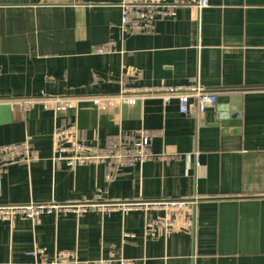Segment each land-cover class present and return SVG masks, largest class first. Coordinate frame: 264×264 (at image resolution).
<instances>
[{
    "label": "crops",
    "instance_id": "obj_1",
    "mask_svg": "<svg viewBox=\"0 0 264 264\" xmlns=\"http://www.w3.org/2000/svg\"><path fill=\"white\" fill-rule=\"evenodd\" d=\"M121 2L0 0V146L29 140L35 153L0 166V205L190 203L183 215L143 206L0 220V264L63 252L73 255L60 264H264V0L180 5L147 32L123 29ZM189 84L228 101L200 112L192 98L182 114L178 98L161 93L135 105L86 100ZM57 96L84 101L56 112ZM234 103L240 117L214 125L218 108L231 113ZM58 127L100 149L121 130L145 128L155 157L118 173L105 163L70 169L53 160ZM166 217L178 227L147 232V220Z\"/></svg>",
    "mask_w": 264,
    "mask_h": 264
},
{
    "label": "built area",
    "instance_id": "obj_2",
    "mask_svg": "<svg viewBox=\"0 0 264 264\" xmlns=\"http://www.w3.org/2000/svg\"><path fill=\"white\" fill-rule=\"evenodd\" d=\"M46 1L50 3H64L67 0ZM121 4L123 6V29L127 32H147L155 29L157 19L174 17L176 15V7L180 5H194L200 9L208 6L209 0H122ZM98 51L105 52V49L100 48ZM148 93H161L166 102L169 101L171 97L176 96L179 101V111L182 114H190L192 109V98L196 99L197 109L200 112H204L207 107L214 105L217 101L216 94L208 93L203 86L195 84L184 86L159 85L156 87L126 86L123 87L121 92L114 98L94 96L86 100H90L94 105L98 106H104L106 101L111 104L113 101L115 102L117 100L129 105H135L142 96ZM52 101L55 102V111L60 112L68 107H76V103H81L84 99L57 96L54 97ZM33 102L34 100L31 99L25 101V104L28 105ZM72 130L71 127H58L54 132L53 160L56 163L64 162L70 169H75L79 164L88 162L105 163L112 169H115L114 172L118 173L122 169L135 167L155 157L151 151L153 134L150 130L145 128L131 132H124L121 130L116 139L112 141L106 149L91 146L78 138H70ZM34 158V149L29 140L0 146V166L4 167L11 162L20 160L31 161ZM3 169L4 168L0 167V171ZM114 175L108 174V180H112ZM101 195V191H99L97 197L101 198ZM97 203V201H92L79 203L0 205V220L9 221L14 219L17 215H25L39 223L43 214L57 211L82 214L87 212L90 208L112 211L116 209L127 210L143 206L162 208L165 209L167 213L183 215L190 202L184 200H166L147 202L146 204L132 202L119 203L117 201L106 202L104 204ZM159 227L170 231L178 227V225L167 217L165 219H151L146 222L147 232L153 231L155 228ZM39 254H44V250L37 249L34 251V255ZM69 255H73V253L63 252L49 261H36L33 263L11 262L9 264H60L65 257L69 258ZM93 264L111 263L108 260H100ZM120 264H134V261L122 259Z\"/></svg>",
    "mask_w": 264,
    "mask_h": 264
},
{
    "label": "water",
    "instance_id": "obj_3",
    "mask_svg": "<svg viewBox=\"0 0 264 264\" xmlns=\"http://www.w3.org/2000/svg\"><path fill=\"white\" fill-rule=\"evenodd\" d=\"M237 98H238L237 96L236 97L235 96L229 97V99L234 100V101H237V100H235ZM227 101H228V98L226 96L217 97V102L220 104L225 103ZM227 109H228L227 106H221L218 108V111H219L218 119H219V121L214 123V125L226 127V126H228L230 120L240 117V114L237 113V111H236L235 103L232 104L230 107L231 113L230 112L227 113Z\"/></svg>",
    "mask_w": 264,
    "mask_h": 264
}]
</instances>
